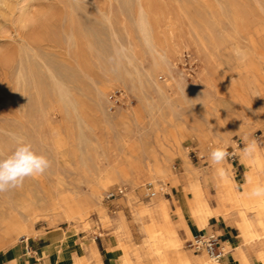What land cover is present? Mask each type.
Listing matches in <instances>:
<instances>
[{"label":"rangeland","instance_id":"rangeland-1","mask_svg":"<svg viewBox=\"0 0 264 264\" xmlns=\"http://www.w3.org/2000/svg\"><path fill=\"white\" fill-rule=\"evenodd\" d=\"M236 50H242L246 60H238ZM180 85L194 91L185 96ZM99 89L106 91L109 103L98 95ZM132 108L151 143L157 139L152 130L158 126L162 136L186 118L196 129L183 145L211 205L216 204L217 174L209 154L216 146H228L224 166L242 189L246 174L252 176L254 170H246L237 148L246 155L243 149L254 142L253 154L261 149L257 173L264 180V0H0V157L7 156L19 138L51 162L43 175L27 178L22 187L1 193L0 198L18 201L37 189L51 193L47 206L55 209L39 211L32 221L35 229L57 232V245L63 229L75 232L70 245L86 235L116 240V231L102 222L98 210L90 214L89 227L87 214H75L71 223L49 220L63 212L57 201H71L74 191L85 190L87 168L105 166L104 153L118 154L126 162L139 156L142 146L137 137L124 144L119 141L124 130L137 129L130 120L134 116L125 117ZM220 118L228 123L227 138L212 141L210 149L203 150L198 127ZM174 163L182 177L180 161ZM133 173L140 182L135 195L128 183L109 181L100 192L98 209L109 215L124 213V241L142 253L138 258L130 252L134 264H156L155 255L142 248L146 237L124 195L105 201V192L124 185L139 206L165 197L172 213L177 209L172 191L192 194L183 179L172 185L156 173L152 182L141 163ZM149 184L155 196L148 194ZM210 223L223 241H240L234 224L228 222L223 229L215 218ZM180 235L183 250L199 257L205 254L187 246L193 236L182 228ZM27 238H21L20 246L32 244L33 237ZM122 252L119 248L113 264L121 263Z\"/></svg>","mask_w":264,"mask_h":264},{"label":"bare ground","instance_id":"bare-ground-1","mask_svg":"<svg viewBox=\"0 0 264 264\" xmlns=\"http://www.w3.org/2000/svg\"><path fill=\"white\" fill-rule=\"evenodd\" d=\"M142 24V29L145 31V19H143ZM180 87L185 96L189 91H194V89L187 90L182 85ZM98 95L107 103L110 102L106 91L99 89ZM125 113V117L130 119V116L135 115V108L129 109ZM130 120L137 127L136 131L129 133V131L124 130V134L119 141L124 144L137 137L141 141L142 146L139 156L126 162L118 154L111 156L104 153L105 166L97 165L96 169L87 168V173L82 181L87 184L85 190L79 193L74 191L71 201L64 203L57 201V204L63 208V212L59 215L53 214L49 220L52 224H57L58 221L71 223L75 214H87L86 224L89 227L88 218L90 214L98 210L97 212L102 222L105 225L112 226L116 231L115 238H117L116 240L114 238L110 239L109 250L116 260L119 256V248L123 249L120 264H134L133 258L130 257V252H134L139 258L142 254L141 248L134 249L131 244L127 245L124 241L127 232L126 226L122 224L115 225L112 221V215L107 214L104 209H98L101 205V190L109 181L117 180L121 183H128L131 191H134L140 183L139 178L133 175L135 167L139 163L143 164L148 170V176H150L151 181L158 178L156 173H163L164 177L170 179L172 185L179 184L181 178L175 175L174 162L179 160L181 163L187 150V147L183 145V139L188 133H195L196 130L189 127L185 118V121L177 125L174 131L171 129L166 130V132L164 131L165 133L162 132V136H158L161 133L159 126L155 127L152 130V134L157 139L151 143L148 139V133H145V127L141 126L138 119L134 116ZM228 127V123L223 118L202 122L198 127L201 148L207 151L210 149L212 141L217 142L220 139H226L229 132ZM237 153L241 156V162L246 170H254L251 177L264 183V180H261L260 175L257 173L260 167L261 149H257V152L252 156L244 155L241 148H237ZM250 164L253 165V168H249ZM169 183L168 181L166 184L169 185ZM213 185L216 190L215 205H211L205 191L199 190L198 187H194V196L191 201L186 198L184 191L176 189L181 203L176 211L179 214L181 223L188 230H193L194 235H204L210 230L208 221L212 216H216L225 224L234 222L240 231L239 236L241 238L240 241L234 244L235 250L232 251L235 254L234 260L215 262L210 258L208 259L205 254L199 257L183 250L182 239L178 235L177 224L171 220L170 205L167 200L163 198L153 200L150 207L138 206L135 204V197L129 195V192L126 194L124 192L126 201L138 219L146 237V240L142 243V248L145 249L147 247L150 250L149 252L155 255L156 264H264V201L258 202L246 197L245 193L251 189V185L246 182L241 189L236 180L229 177L222 180L217 175ZM39 191L37 189L36 192H27L18 201H13L7 197L0 198V251H7L9 248L16 249L22 237L41 233V231L33 227L32 217L37 215L39 211L47 208L52 209L54 206H47L53 198L51 193L46 195ZM52 212L54 213V211ZM74 233L72 229H68L63 230L60 235V245L57 248V252L62 263L60 262L59 264H93L91 260L93 257L92 250L82 241H74L78 256L75 259L71 257L70 239L75 237ZM89 240L91 242L92 239L89 238ZM226 253L228 252H224V254ZM65 260L68 262L63 263ZM8 264L21 263L18 256H16Z\"/></svg>","mask_w":264,"mask_h":264},{"label":"crops","instance_id":"crops-1","mask_svg":"<svg viewBox=\"0 0 264 264\" xmlns=\"http://www.w3.org/2000/svg\"><path fill=\"white\" fill-rule=\"evenodd\" d=\"M180 165H181V168L183 170V176L182 177L180 176V178H181V180L182 179L184 180V183L186 184L187 188L191 191V194H192V196H188L186 194V198L189 201H191L193 196H194V187H198L199 190L205 191L203 184L200 181V179H201L200 172H199L197 166L194 163H191L189 161V159L186 156V153L184 154L183 160L181 161ZM160 174L163 175V173H160ZM175 175L179 176L176 172H175ZM197 175H198V177H197ZM163 177H164V175H163ZM205 193H206V191H205ZM134 195H135V189H134ZM124 197H125V195H124ZM163 198H165V197H163ZM172 199L174 202H177V207H179L181 203H180V197H179L177 191L172 193ZM135 204H137L136 201H135ZM151 204L152 203L145 204L142 206L150 207ZM137 205L139 206V204H137ZM169 205H170V202H169ZM193 206L196 208L195 205H193ZM122 213L123 212L121 210H118V212L114 213V215H112V221L115 225L122 224V225L126 226V231H127V223L123 219ZM173 216H175V217H173ZM170 217H171V220L175 224H177L176 229H177L178 235L181 239H182V237L180 235V229L181 228L184 230V232L188 236L194 235L193 230H188L181 223V219H180L177 211L175 210V213H172L171 207H170ZM212 218H215L218 223H221L223 229L227 228V225L229 223L225 224L224 222H222L218 218H216V216H212V217H210V219L208 221L209 226H210L209 232H211V231L214 232L213 225L210 223V220ZM136 223L138 224L137 221H136ZM230 223L234 224V222H230ZM234 225L236 226V229H238L237 225L236 224H234ZM37 230L42 231V234H45V235H42L41 233H37V234L31 235L27 238V239H29L30 237H33L31 240L32 244H30V242L27 241V243L29 244L30 249H31V251L28 254H26L24 251V244L22 246H20V244H19L16 249L15 248H9L7 251H0V264H8L16 256H18L21 264H59L61 261L59 259V254L57 252V248L60 245V243H59V245H57L55 243L57 240V236H58L57 232H55L54 230H46V231H44L42 229H37ZM63 230H65V229H63ZM238 231H239V229H238ZM76 238H78V237H76ZM89 238L90 237H88L86 235V236H83L82 238H78V239H80L82 242L87 244L88 247L92 250L93 257L91 258V260H92L93 264H96V263L113 264L114 262H116V260L112 256V253L109 250V246L111 244L110 238L105 239V238H102V236H96V238H94V239L91 238L92 239L91 242H90ZM27 239H25V240H27ZM59 240H60V237H59ZM224 243L227 244L226 247L225 246L224 247H225V252H228V253L224 254L221 261H223V260H234L235 254L232 251L235 250V248H234L235 243L231 242L229 239H226L224 241ZM127 245H130V244H127ZM70 248H71L70 249V251H71L70 255L73 259H75L78 256L77 255V251H78L77 247L74 244H71ZM100 254H101V258L99 257ZM66 262H68V261L65 260V262H63V263H66Z\"/></svg>","mask_w":264,"mask_h":264},{"label":"clouds","instance_id":"clouds-1","mask_svg":"<svg viewBox=\"0 0 264 264\" xmlns=\"http://www.w3.org/2000/svg\"><path fill=\"white\" fill-rule=\"evenodd\" d=\"M235 55L243 62L246 55L242 50H236ZM227 145L216 146L209 154L210 163L216 166V174L222 179H227L228 170L224 166L230 156ZM243 152L252 156L255 152V143L248 144ZM51 166L50 160L34 151L31 143L16 139V146L7 155L0 157V193L11 191L23 186L27 178H37L43 175ZM246 183L251 189L245 193L250 200L264 201V183L246 174Z\"/></svg>","mask_w":264,"mask_h":264},{"label":"built area","instance_id":"built-area-1","mask_svg":"<svg viewBox=\"0 0 264 264\" xmlns=\"http://www.w3.org/2000/svg\"><path fill=\"white\" fill-rule=\"evenodd\" d=\"M240 142L237 143L239 145ZM126 187L124 185H115L108 189L104 194V200L110 201L118 196L124 195ZM156 191L149 184L148 186V194L151 196L156 195ZM187 246L197 252H204L211 260L215 262H219L223 258V254L225 252L224 249V241L221 238L220 234H216L215 232L210 234H195L191 239L187 241ZM24 251L28 254L31 249L27 242L24 244Z\"/></svg>","mask_w":264,"mask_h":264}]
</instances>
